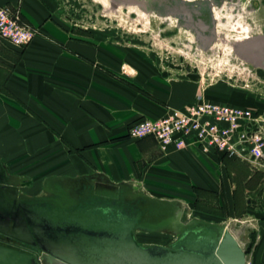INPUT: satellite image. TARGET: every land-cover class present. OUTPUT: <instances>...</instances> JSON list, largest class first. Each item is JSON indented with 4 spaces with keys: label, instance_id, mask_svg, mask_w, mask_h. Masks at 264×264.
<instances>
[{
    "label": "crops",
    "instance_id": "crops-1",
    "mask_svg": "<svg viewBox=\"0 0 264 264\" xmlns=\"http://www.w3.org/2000/svg\"><path fill=\"white\" fill-rule=\"evenodd\" d=\"M0 4L36 29L24 49L0 38V159L25 194L42 197L94 176L149 200H188L199 195L195 188L206 190L213 200L200 199L202 206L218 212L210 215L243 222L241 234L229 229L244 239L247 264H264V191L252 200L245 162L217 160L193 143L163 151L151 136H129L141 119L192 103H168L152 84L148 56L73 23L71 8L62 9L59 0ZM123 64L137 75L125 73Z\"/></svg>",
    "mask_w": 264,
    "mask_h": 264
},
{
    "label": "rangeland",
    "instance_id": "rangeland-1",
    "mask_svg": "<svg viewBox=\"0 0 264 264\" xmlns=\"http://www.w3.org/2000/svg\"><path fill=\"white\" fill-rule=\"evenodd\" d=\"M59 1L62 9L71 8L73 23L148 56L155 65L152 84L167 94L170 105L220 100L264 115V0ZM204 11L214 15L212 26L200 16ZM244 164L250 197L260 199L264 160ZM198 191L197 198L192 194L188 200H154L151 211L164 220L148 228L142 241L165 245L200 223L242 233L243 222L206 212L200 199L213 197ZM210 210L217 211L213 205Z\"/></svg>",
    "mask_w": 264,
    "mask_h": 264
},
{
    "label": "water",
    "instance_id": "water-1",
    "mask_svg": "<svg viewBox=\"0 0 264 264\" xmlns=\"http://www.w3.org/2000/svg\"><path fill=\"white\" fill-rule=\"evenodd\" d=\"M112 213L109 206L96 213L91 207L72 209L54 201L25 205L22 220L11 217L1 230L7 232L13 222L11 235L39 251L0 244V264L248 263L244 239L228 227L203 223L201 229L184 230L173 246L141 245L121 220H111Z\"/></svg>",
    "mask_w": 264,
    "mask_h": 264
},
{
    "label": "built area",
    "instance_id": "built-area-1",
    "mask_svg": "<svg viewBox=\"0 0 264 264\" xmlns=\"http://www.w3.org/2000/svg\"><path fill=\"white\" fill-rule=\"evenodd\" d=\"M36 29L20 12L0 4V38L24 49ZM136 76L134 68H123ZM132 139L153 137L163 151L195 144L202 153L217 158L225 154L243 162L264 160V115L247 107L224 102L197 100L183 107H170L160 118H144L129 128Z\"/></svg>",
    "mask_w": 264,
    "mask_h": 264
},
{
    "label": "flooded vegetation",
    "instance_id": "flooded-vegetation-1",
    "mask_svg": "<svg viewBox=\"0 0 264 264\" xmlns=\"http://www.w3.org/2000/svg\"><path fill=\"white\" fill-rule=\"evenodd\" d=\"M200 14L207 25L212 26L211 17H214V15L210 17L208 14L207 16L205 11ZM62 186L42 197L29 196L22 189V180L11 175L0 159V244L37 253L39 250L36 246L11 235V232H14L13 222H10L7 232L1 229L11 217L20 222L25 205H32L39 201H54L72 209L91 207L96 213H99L100 208L103 209L104 206H109L113 210V213L109 214L111 220H121V224L128 227L127 229L133 234L138 244L159 245L142 241L141 238L143 235L150 233L148 228H153L152 226L164 220L163 217H159L151 211L150 208L153 207V202L148 200L142 193L133 191L128 185H110L99 176L75 179L67 185L62 184ZM201 227H203V223L197 224L194 229H201ZM181 236L165 245L173 246Z\"/></svg>",
    "mask_w": 264,
    "mask_h": 264
},
{
    "label": "trees",
    "instance_id": "trees-1",
    "mask_svg": "<svg viewBox=\"0 0 264 264\" xmlns=\"http://www.w3.org/2000/svg\"><path fill=\"white\" fill-rule=\"evenodd\" d=\"M141 120H142V119H141ZM75 150H78V149H75ZM75 150H74V151H75ZM226 158H230V157H228V156L225 155V154H221V155H219L216 159H217V160H220V159H223V160H224V159H226ZM233 159H237V158H233ZM205 191H206V190H205ZM197 203H198V200H196V205H197ZM207 209H208V208L205 207L204 210H205L206 212H209V213H215V212H216V210H213V212H210V211H208ZM216 213H218V212H216Z\"/></svg>",
    "mask_w": 264,
    "mask_h": 264
}]
</instances>
